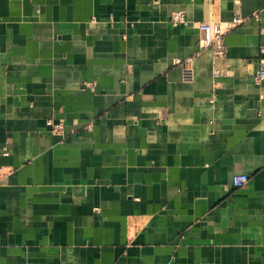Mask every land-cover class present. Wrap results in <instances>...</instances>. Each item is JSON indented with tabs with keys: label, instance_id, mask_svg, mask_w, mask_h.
Returning <instances> with one entry per match:
<instances>
[{
	"label": "crops",
	"instance_id": "0c3cea01",
	"mask_svg": "<svg viewBox=\"0 0 264 264\" xmlns=\"http://www.w3.org/2000/svg\"><path fill=\"white\" fill-rule=\"evenodd\" d=\"M262 47L264 0H0V264H264Z\"/></svg>",
	"mask_w": 264,
	"mask_h": 264
},
{
	"label": "built area",
	"instance_id": "2783aa9c",
	"mask_svg": "<svg viewBox=\"0 0 264 264\" xmlns=\"http://www.w3.org/2000/svg\"><path fill=\"white\" fill-rule=\"evenodd\" d=\"M243 19L236 17L231 22L221 23L217 21H202L198 23L199 28L202 31V48L210 47L214 54L217 56L225 55L226 45L224 43V36L227 32L233 29L235 26L240 24ZM170 22L174 26L187 23L186 14L182 11H175L170 17ZM197 55L188 58H176L175 63L181 65L184 70V74L189 79H195V59ZM261 67L258 68L254 74V79L257 82L264 80V47L261 49ZM214 76L219 75V71L215 70ZM47 125L51 132L55 134H63V123L61 121H55L53 118L47 120ZM3 171L0 168V180L2 178ZM233 185L235 187H242L249 182V176L247 174H236L232 179Z\"/></svg>",
	"mask_w": 264,
	"mask_h": 264
}]
</instances>
